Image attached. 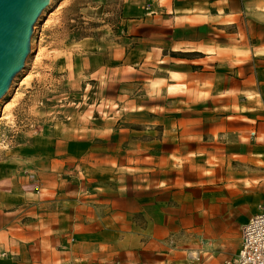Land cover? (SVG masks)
Here are the masks:
<instances>
[{"label": "crops", "instance_id": "crops-1", "mask_svg": "<svg viewBox=\"0 0 264 264\" xmlns=\"http://www.w3.org/2000/svg\"><path fill=\"white\" fill-rule=\"evenodd\" d=\"M117 8L66 62L115 109L0 143V264H224L264 205V0Z\"/></svg>", "mask_w": 264, "mask_h": 264}, {"label": "rangeland", "instance_id": "rangeland-1", "mask_svg": "<svg viewBox=\"0 0 264 264\" xmlns=\"http://www.w3.org/2000/svg\"><path fill=\"white\" fill-rule=\"evenodd\" d=\"M121 2L51 0L32 35L31 52L24 68L0 100V143L6 145L21 140L19 137L24 130L64 124L73 111L86 112L93 120L115 109L113 103L105 100L102 82L105 78L101 79L100 87L96 76H86L79 82L78 73L74 78L69 75L66 62L71 61L73 55L75 59L85 36L92 35L98 40L100 20L109 10L118 9ZM106 42L111 44V41ZM112 77L113 73L108 76ZM107 89L114 91L113 87Z\"/></svg>", "mask_w": 264, "mask_h": 264}, {"label": "water", "instance_id": "water-1", "mask_svg": "<svg viewBox=\"0 0 264 264\" xmlns=\"http://www.w3.org/2000/svg\"><path fill=\"white\" fill-rule=\"evenodd\" d=\"M51 0H0V100L31 52L34 30Z\"/></svg>", "mask_w": 264, "mask_h": 264}, {"label": "built area", "instance_id": "built-area-1", "mask_svg": "<svg viewBox=\"0 0 264 264\" xmlns=\"http://www.w3.org/2000/svg\"><path fill=\"white\" fill-rule=\"evenodd\" d=\"M241 228V248L238 253L225 259L224 264H264V205ZM4 254V253H0ZM190 256L199 258V252Z\"/></svg>", "mask_w": 264, "mask_h": 264}, {"label": "bare ground", "instance_id": "bare-ground-1", "mask_svg": "<svg viewBox=\"0 0 264 264\" xmlns=\"http://www.w3.org/2000/svg\"><path fill=\"white\" fill-rule=\"evenodd\" d=\"M26 79V78H25ZM24 81V80H23ZM27 81V80H26Z\"/></svg>", "mask_w": 264, "mask_h": 264}]
</instances>
